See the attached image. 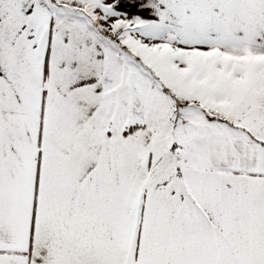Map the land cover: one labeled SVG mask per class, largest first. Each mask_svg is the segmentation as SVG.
Segmentation results:
<instances>
[{"label":"crops","instance_id":"1","mask_svg":"<svg viewBox=\"0 0 264 264\" xmlns=\"http://www.w3.org/2000/svg\"><path fill=\"white\" fill-rule=\"evenodd\" d=\"M88 1L0 0V264H264V0ZM148 22L213 56L161 74L203 117L186 182L109 129L107 45Z\"/></svg>","mask_w":264,"mask_h":264},{"label":"rangeland","instance_id":"2","mask_svg":"<svg viewBox=\"0 0 264 264\" xmlns=\"http://www.w3.org/2000/svg\"><path fill=\"white\" fill-rule=\"evenodd\" d=\"M86 3L88 4L89 1L87 0ZM86 8H84L85 12ZM154 24L148 22L139 28L138 31H142L141 33L136 31V35L132 34L135 37L131 36L136 41V48L127 47L128 44L125 41L123 43L125 48L122 49L120 44L128 34H123L118 39L119 48L113 47L112 44L107 45L111 48L110 59L112 58V63H115L112 66L113 74H115L113 77L115 82H119L116 93H105V101L109 102L115 111L112 119L113 128L109 129L114 131L116 125L122 122L128 123L127 128L136 125L146 126L154 133V161L161 158L181 170L190 166L191 170L182 174V179L186 182L189 176H193L194 166L199 160L201 141L204 139L201 132L204 126L200 124L192 126L190 114L187 116L186 113H191L195 120L203 117H199L198 110L196 111L193 107L179 108L180 102L185 98H193L191 93L194 92L191 91V86L184 90L180 78L172 76L166 80L161 74L163 70L166 73H173L175 69H181L182 60L186 63H190L192 59L196 60L197 65L207 69V63L213 56L208 49V41H202V39L197 41L199 44L194 45L198 47L197 49L184 48V42L191 41L189 36L165 34L167 32L165 28ZM147 30L154 33L150 41L149 35H144ZM142 40L151 43L153 50L148 47L144 50ZM130 44L134 45V42ZM188 45L190 44L185 46ZM163 63L173 67L164 69ZM126 65L129 67L126 68ZM181 90L185 93H181ZM105 115L108 119L112 118L111 111ZM101 128V125L98 126V129ZM176 151H179V155Z\"/></svg>","mask_w":264,"mask_h":264},{"label":"trees","instance_id":"3","mask_svg":"<svg viewBox=\"0 0 264 264\" xmlns=\"http://www.w3.org/2000/svg\"><path fill=\"white\" fill-rule=\"evenodd\" d=\"M145 129H146V127L143 125L132 126V127L127 128L126 130H124L123 136L127 137V136H130V135L138 133V132H143V131H145Z\"/></svg>","mask_w":264,"mask_h":264}]
</instances>
